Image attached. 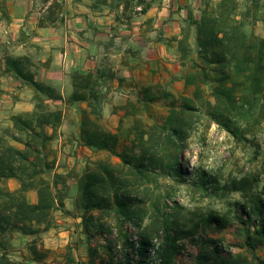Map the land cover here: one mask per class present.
<instances>
[{"label": "trees", "instance_id": "obj_1", "mask_svg": "<svg viewBox=\"0 0 264 264\" xmlns=\"http://www.w3.org/2000/svg\"><path fill=\"white\" fill-rule=\"evenodd\" d=\"M202 1L201 16L186 22L178 41L184 69L180 79L185 89L193 88L192 95L180 103L170 101L161 122H148L140 116L143 108L171 96L165 92L158 97L152 86L140 88L135 99L115 109L120 121L110 131L101 124L109 91H102L103 79L98 74L73 71L72 93L64 99L51 84L35 80L26 59L6 60V70L33 91L34 110L11 117L13 140L21 148L0 137V264H14L6 248L9 236L18 232L37 237L56 229L58 211L79 218L81 230L74 232L62 257L48 262V252L39 251L34 242L29 245L28 261L146 264L152 241L158 237L159 264H178L176 258L184 243L195 251L183 264H264L258 255L264 249V184L259 187V178L242 176L222 182L202 173L191 182L206 196L222 199L239 193L244 200L231 203L234 213L188 211L189 218L182 215L185 207L173 199L175 187L162 184L163 180L188 181L182 154L197 113L205 112L240 141L247 140L264 121V37L252 28L261 14L264 22L261 0H246L249 7L245 11L239 10L237 0H216L213 9L209 8L211 0ZM149 7H143L141 13ZM55 101L68 106L85 103L86 108L80 110L78 143L92 154H109L86 163L77 175L74 196L69 177L56 171L55 159L48 152L63 123V111L51 105ZM120 144L122 150L118 151ZM9 181H16L18 188L11 190ZM32 193L36 201L30 199ZM68 199L73 200L72 212L66 209ZM146 221L149 225L144 227ZM233 227L237 253L227 249L222 238L210 236L213 229L224 232ZM112 235L115 237L109 238ZM96 237L103 245L93 243ZM118 246L121 252L117 253Z\"/></svg>", "mask_w": 264, "mask_h": 264}, {"label": "crops", "instance_id": "obj_2", "mask_svg": "<svg viewBox=\"0 0 264 264\" xmlns=\"http://www.w3.org/2000/svg\"><path fill=\"white\" fill-rule=\"evenodd\" d=\"M143 1L150 7L145 14L138 15L152 20L155 30L162 33L160 41L135 43L142 46L146 65H141L143 55L137 54L134 58L124 56L120 52L118 39L105 45L103 33L92 29L95 26L92 22L111 26L117 20L125 21L126 15L123 17L119 13L118 3L114 1L103 0L97 4L99 0H0V131L13 127L12 116L34 110L33 91L6 70L8 58L26 59L35 80L51 84L64 99L72 93L70 74L73 71L96 73L103 79V84L110 87L108 101L120 98L118 95H122L121 91L125 93V98H133L143 81H151L162 65H168L167 58L171 62L179 60L178 41L182 37V29L189 19H198L202 0ZM140 4L137 3L138 6ZM154 34L157 32H152L151 36ZM54 103L58 106L55 108L63 111V123L57 130L55 141L62 142L63 138L68 137L77 153L91 152L77 140L80 109L75 116L70 117L68 113L70 108L77 106L83 105L85 109L86 104L68 106L62 101ZM108 107L112 108L111 104H106L105 109ZM71 124L75 129L74 135L70 133ZM67 147L70 148V145ZM82 161L79 173L88 159ZM65 203L66 209L72 212L73 200L68 199ZM58 213L62 219L57 221L58 217H55L57 228H64L72 240L74 232L81 230V220L61 211L55 214Z\"/></svg>", "mask_w": 264, "mask_h": 264}, {"label": "rangeland", "instance_id": "obj_3", "mask_svg": "<svg viewBox=\"0 0 264 264\" xmlns=\"http://www.w3.org/2000/svg\"><path fill=\"white\" fill-rule=\"evenodd\" d=\"M102 1L103 0H99L97 4H100ZM111 1L118 3L117 9L119 13H121L123 17L126 15L125 21L117 20L112 23L111 26L106 23L92 22V24L95 25L92 29H95L98 33H103V39H105L104 43H106L105 45H110L111 40L118 39L120 52L124 54V56L127 55L134 58L137 54L143 55V62L141 65H146L147 59L141 51L143 48L140 45H135V43L137 41H141L143 43L151 40L160 41L161 37L159 36H161L162 33H158L159 31L155 30L152 20L138 15L141 13L142 8L146 6L145 1ZM216 2V0H211L209 8L213 9ZM237 2L240 11H245L249 7L246 0H237ZM137 3L141 4L138 6ZM261 5V13H264V0H261ZM204 6L205 4H203L202 1L200 8L203 9ZM200 16L201 10L197 14V18ZM261 19H263L262 14L261 17H259V20L252 25V28L256 35L264 37V22L261 21ZM250 21L254 22L255 20L251 19ZM100 28L104 29L99 30ZM154 31H156L157 34L151 36V33ZM134 34L137 36H134ZM191 37V44L194 46V37L193 35ZM121 53H117L116 55ZM169 59L170 58H167L168 65H162V67L159 68L158 74L152 77L151 81H143V85L141 86V88L152 86L153 91L156 95H158V97L163 96V93L165 92L171 95L166 100L159 98L151 107L146 109L141 108L142 110L140 112V116L145 121L161 122L168 113V105L170 101L180 103L183 101V98L191 97L192 95L193 88L189 87L185 89L184 82L180 79L184 73V69L182 70L181 68L180 60H174V62H171ZM107 64H109V62ZM102 86V91H109V86L106 84ZM138 92L139 90L136 94L131 92L133 94V98L131 99H135L138 96ZM120 94L122 95H118L120 98L116 100L111 99V101H108L106 98L105 103L111 104L112 108L108 107L105 109L104 107L101 124L110 131H115L120 121V112L117 113L115 109H118V107L123 105L128 100L125 98L124 92L121 91ZM51 105L54 108L55 106L58 107L54 102H51ZM84 107L85 106L82 105L77 106V108H70V112H68L70 117L75 116V113H77L79 109H84ZM149 115H151V118L148 117ZM197 115L199 116H197L192 122V131L187 139L186 149L182 154L183 170L187 171L190 175L188 176V181L178 184L173 180H163L162 184H172L175 187L174 192L176 194L173 195V199L185 207L182 214L184 217L189 218L191 216L188 211L195 212L199 210H202L203 212H208L212 209L222 212L230 210L234 213L235 207H232V205L234 203H242L244 200L239 193H233L222 199L208 197L201 188L194 186L191 180L195 181V178L199 177L202 173H208L209 175L215 176L222 182H229L234 178L242 176H250L253 180L259 178V187L264 184V121L262 126L253 130V135H250L247 140L240 141L224 129L218 127L217 124L210 120L205 112L197 113ZM70 127L72 128L70 133L73 135L75 129L72 124ZM14 134L15 132H13L12 128H5L0 131V137H6L12 145L21 148L22 145L13 140ZM67 145H70V148H68ZM74 147V145L72 147L71 141L68 137L63 138L62 142L53 141L48 147L50 158L55 159V165L57 166L56 171L69 177L68 184L71 187V195L76 192V178L77 175L80 174L78 172V168L83 165L82 160L85 161L87 158V162H93L109 156L108 153L92 154L91 152H87L86 154L85 152H79V155V153H77V149ZM121 150L122 144L118 147V151ZM77 155L80 157L77 158ZM113 160L118 161L117 158H113ZM18 186L19 185L16 181L8 182V187L11 190L18 188ZM30 199L36 201L35 194H30ZM56 216L58 217L57 221H61L62 218L59 213L55 214V217ZM148 223L149 221H146L144 223V227L149 225ZM235 227L224 232H218L213 229L210 232V236L214 238H222L225 247L234 253H237L238 249L233 247L235 241ZM130 228L132 229V227ZM134 231L139 233L142 232L137 229H134ZM147 232L152 233V230L147 229ZM114 237L115 235H112L109 238L113 239ZM34 242L37 243L39 251L48 252L47 261H51L54 257H62L64 253H66L67 247L71 243V235L69 236L67 231L62 227L50 230L37 237L23 236L18 232H14L7 238L8 246L6 247L10 259L14 264H33L28 260L31 258L29 245ZM93 243L103 245V241L99 237H96ZM194 251L195 248L191 244L184 243L182 245V254L177 256L176 262L178 264L185 263L189 254ZM258 255L260 259L263 260L264 249L260 250ZM51 264L53 263L51 262ZM256 264H260V262L256 261Z\"/></svg>", "mask_w": 264, "mask_h": 264}, {"label": "built area", "instance_id": "obj_4", "mask_svg": "<svg viewBox=\"0 0 264 264\" xmlns=\"http://www.w3.org/2000/svg\"><path fill=\"white\" fill-rule=\"evenodd\" d=\"M133 240L136 241V238H134ZM159 244H160V239L158 237L154 238L152 241V247L149 249V252H148L149 259L146 264H159L160 261L156 259V253H157ZM120 250H121V247L118 246L116 252L117 253L121 252Z\"/></svg>", "mask_w": 264, "mask_h": 264}]
</instances>
